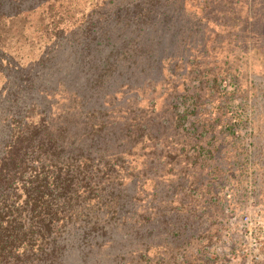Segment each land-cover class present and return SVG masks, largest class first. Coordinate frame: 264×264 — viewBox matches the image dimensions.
Here are the masks:
<instances>
[{
	"label": "trees",
	"instance_id": "trees-1",
	"mask_svg": "<svg viewBox=\"0 0 264 264\" xmlns=\"http://www.w3.org/2000/svg\"><path fill=\"white\" fill-rule=\"evenodd\" d=\"M67 1L0 0V264H154L158 252L148 253L162 248L155 243L160 214L154 205L147 216L138 210L142 177L152 182V202L165 183L175 215L190 207L197 218L202 200L213 199L210 189L208 196L202 193L208 171L201 168L217 155V146L200 141L206 131L188 128L202 113L205 88L191 86L188 73L183 86L174 81L178 59L196 41L210 53L222 34L228 41L238 38L240 12H222L204 0L197 7L202 12L188 19V0H103L94 8L105 11L92 12L70 28L61 26L62 11L55 14L52 28L45 26L52 46L36 62L20 66L5 45L23 35L32 12ZM60 52L74 57L72 65L79 68L82 60L81 81L70 78L73 67L63 70ZM52 65L58 74L53 90L40 79ZM161 65L169 66L171 77L157 96L155 84L144 79ZM223 71L239 86L237 67ZM254 80L235 93L252 108L247 118L264 117V102L253 92V85L260 89L262 83L257 76ZM239 109L225 101L206 109L215 134L233 141L223 151L237 145L231 135L245 111ZM192 136L199 140L189 144ZM147 142L143 165L139 158ZM159 143L167 145L158 150ZM255 148L252 140L248 150ZM192 152L201 170H193ZM145 228L151 239L147 250L142 247ZM188 229L185 221L178 227L183 235ZM169 231L167 239L174 238Z\"/></svg>",
	"mask_w": 264,
	"mask_h": 264
},
{
	"label": "rangeland",
	"instance_id": "rangeland-1",
	"mask_svg": "<svg viewBox=\"0 0 264 264\" xmlns=\"http://www.w3.org/2000/svg\"><path fill=\"white\" fill-rule=\"evenodd\" d=\"M210 1L213 4L211 8H221L222 12L228 8L239 10V23L236 21V24H239L237 30L239 36L229 40L230 44L228 36L222 34L216 48L215 44L213 45L215 50L210 48V53L204 52L202 46H197L198 41L193 45L190 44L184 59H178L179 69L175 72L177 79L174 81L183 86L182 83L187 82L185 74L188 73L191 86L205 88V103L203 101L200 105L202 113L200 117L194 115L191 118L188 128L191 131L195 127L200 131H206L202 139H199L203 144L209 141L208 148L217 146V155L214 159L205 161L202 168L199 164H193L195 156L193 152L189 156V162L193 164V170L208 171L209 177L203 180L202 193L208 196L206 190L210 189L209 194L213 199L208 198L207 202L202 200V206L198 205L201 208L197 209V214L200 213L197 218L192 217L190 207L175 215L169 208L175 209L177 206L174 202L170 203V195L165 194L167 191L164 189L165 183H160L157 189L159 194L156 198L157 202H152V182L147 176L142 177L143 180L138 188L139 191L142 190L139 194L138 210L147 216L151 213L150 206L154 205L157 206V212L160 214V222L156 224L158 230H156L155 243L162 244V248L150 249V253L147 252L152 255L158 252L154 264H264V117L258 118L257 113L255 117L247 118L251 107L249 108L248 104L240 98H235L236 88L243 85L247 87L250 80L251 83L253 81L256 84L254 79L257 76L258 83H262V88L259 89L257 85L255 87L253 85L255 90L253 92L264 102V0H229V5L225 4L226 0ZM102 2L103 0H68L64 2L65 5L53 10L38 8L31 13L23 35L14 38L4 48L20 66L34 63L47 48L52 46L53 39L49 38L51 30L47 32L45 26L49 25V28H52L55 14H61L62 11L64 17L61 26L70 28L77 22L87 19L92 12L97 15L98 12L105 11L106 8H94ZM203 2L204 0H188L185 6L188 19L195 17V13L202 12V9L197 7ZM68 5L74 8H65ZM72 14L74 16L70 17ZM67 48L70 47L67 46ZM92 55L98 56V53L94 52ZM62 56L63 52H60L63 70L73 67L76 70L72 71L73 75L70 78L81 81L82 60L77 61L79 68L77 63L72 65L74 60L72 55L73 58H68V54ZM231 65L233 68H238L239 86L223 71ZM155 70L154 73L147 74L144 80L145 84H155L152 86H156L155 94L159 96L163 90H167L163 82L171 77V70L165 65L158 66ZM56 71L53 65L49 70H45V75L40 77L43 86L56 88V80H58ZM52 73L53 76H50ZM201 74L204 76L203 80L200 78ZM48 78L53 79L47 83L45 80ZM50 100L47 99V101ZM53 101L55 98L50 101L51 105H54ZM224 101L232 107L240 108L239 112L241 108L245 110L238 118L239 124L235 129L237 133L231 135L234 136L233 139L237 141V145L230 151L223 150H227L226 146H232L233 141L226 143L222 134H215L216 125L206 116L208 114L206 109L216 108ZM41 104L47 106L44 100ZM250 112L252 114L253 111L250 110ZM223 129V125L220 124L218 130ZM235 136L238 138L235 139ZM196 138L197 136L190 137L189 144L196 143L199 140ZM252 140L256 148L250 152L248 146ZM166 143L174 142L166 141ZM165 145L167 144H157L158 150ZM150 146V142L143 145V154L139 158L140 164L145 165L147 162ZM180 159L184 158L180 156ZM201 160H199L200 163ZM183 215H187L185 220L182 219ZM183 221L190 227L184 235L178 230ZM171 228L176 234L174 238L167 239L164 233H171L169 231ZM145 230L146 228L143 230L142 247L147 250L151 239L147 238ZM191 234H194L193 237L186 238ZM173 253L176 255L175 258L172 257ZM143 264L147 263L144 261Z\"/></svg>",
	"mask_w": 264,
	"mask_h": 264
}]
</instances>
